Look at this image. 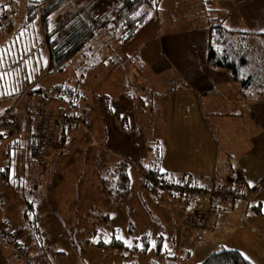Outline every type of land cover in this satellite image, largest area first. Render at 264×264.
<instances>
[{
  "label": "crops",
  "instance_id": "crops-1",
  "mask_svg": "<svg viewBox=\"0 0 264 264\" xmlns=\"http://www.w3.org/2000/svg\"><path fill=\"white\" fill-rule=\"evenodd\" d=\"M24 13L18 14V17L24 16ZM204 16L206 23L197 25L191 32L158 34L156 41L159 42L161 56L149 60L156 69L150 74L156 73L165 82L163 87L173 88L175 92L172 98L166 96V100L160 103L158 100L157 104L149 99L148 106L142 102L138 111L137 100L142 95L139 91L106 98L99 105H82L79 98L68 104L53 93L52 97L46 98L44 94H37L43 97V101L49 100L45 106L35 101L28 102L27 108L17 106L13 109L15 115H23L44 107L52 112L64 111L81 116L86 123L92 117L91 131L105 150L98 148L92 141L84 143L80 127L57 128L49 125L51 147L46 149L40 163L48 170L53 168L55 180L49 190L43 185V194L38 195L40 184L32 186L28 178L35 180V175L43 177L48 170L38 167L39 161L35 158L36 122L19 117L14 131L0 137V141L11 138L6 142L5 156L0 155V169L6 170L4 176L0 174V194L6 200L3 212L11 229L19 233L17 244L24 247L26 255L25 262L19 260L13 255L12 247L0 239V264H48V255H45L48 249L44 242L48 240V234L43 233V240L40 230L38 237L27 227L23 218L26 210L39 221L32 209L35 206L42 207L44 201L48 209H56V212L75 218L76 209L92 207L94 194L106 198L108 202L112 201L109 180L105 175H115L118 166L125 161L145 167L147 172L154 171L162 175L165 181L170 176L175 183L191 179L195 187L211 191L228 187L246 199L225 201L221 206L219 200L213 201L208 223L215 221L222 226L211 240L207 226L198 233L189 223L187 209L193 208L191 215L195 210L206 211L209 204L207 196L193 195L190 204L186 208L183 205L186 210L183 215L180 213V221L172 217V222L179 225V228L174 227L179 237L177 254L181 259L180 264L183 263L182 253L188 252V243L191 242L195 244L192 248H196V254L208 251L209 254H204L207 257L215 251L229 249L238 251L251 264H264V245L258 246V237L264 241V92L258 101H254L253 94L235 82L228 70L208 66L206 59L210 27L207 23L210 17L208 12ZM245 24L249 25V30ZM216 25L228 33L229 46L232 44L234 48H241L244 45L251 55L253 47L249 42L253 35L264 48V37L260 35L264 33V0L243 1L239 4L238 14L233 13L232 20L221 18ZM228 25L231 28L227 30L225 27ZM258 55L262 54L257 52ZM196 104L197 111L192 107ZM88 105L94 107V113ZM11 106H4L0 113ZM195 113L198 115L196 120L190 118ZM23 133L26 134L24 137ZM133 167L129 175L132 174L133 179H136V172L139 171L135 165ZM141 172V177L137 178L138 187L140 192H146L144 174ZM131 190L130 187L128 195H131ZM147 192L151 198H158L164 190ZM177 197L184 199L180 195ZM214 208L218 212H214ZM56 223V227L52 228L56 230V243L53 246L59 245L68 236L67 232L62 231V222L57 216ZM112 233V237L117 234L115 231ZM203 237L206 240L202 244ZM104 250L107 253L108 249ZM172 264H177V261Z\"/></svg>",
  "mask_w": 264,
  "mask_h": 264
},
{
  "label": "rangeland",
  "instance_id": "rangeland-1",
  "mask_svg": "<svg viewBox=\"0 0 264 264\" xmlns=\"http://www.w3.org/2000/svg\"><path fill=\"white\" fill-rule=\"evenodd\" d=\"M39 1L41 0H0V20L6 16L11 21L10 24L0 25V51L4 49L6 53L10 52L13 54V59H8L6 55L0 58V77L4 78L6 83H8L2 89L0 88V91L5 89L8 91V96L0 100V111L6 105L27 108L28 102L33 103L35 101H39L38 104H44L45 106L49 100L43 101L42 96H36L34 93L28 94L27 91L40 88L43 89L45 98L46 96L52 97V89L57 85L74 89L80 99L79 103H82V105L90 103L99 105L106 98H117L118 94L126 92L132 94L133 91H139L142 94V101L140 100L141 98L137 100L136 109L139 111L142 102L145 103L146 107L148 106L149 99L154 104H157L158 100L159 103L166 100V96L172 98L175 92L173 88H167L169 86L163 87L165 82L160 80L156 73L150 74L151 71L156 72V69L152 67L154 64L152 63L151 65L149 60L158 59V56H161L160 48L158 47L159 42L156 41L158 34L171 35L174 31L191 32L197 25L206 23L204 15L207 12L210 17V22L207 24L211 31L213 27L217 26L216 24L220 22L221 18L228 17L232 20L233 13L238 14L239 4L245 0H156L154 1V6L149 4L145 6L148 18L152 19L151 22L143 27L130 41L122 43L117 40L118 34L121 32L119 28L109 31L110 33H101L99 31L95 38L85 47V50L72 57L61 71L51 73H47L46 49L41 37L39 19H31L25 24V27L23 25L19 27L21 31L18 36L14 34V31L18 28L17 25L24 23L21 21L22 17H18V14L26 13L27 8L37 4ZM236 4H238L237 7ZM64 10L52 16V22L57 21ZM111 12L113 11L110 9L109 13ZM52 22L49 23L52 24ZM246 26L249 30V25ZM225 28L228 30L231 27L228 25ZM113 36L114 38H112ZM263 39L261 38V40ZM8 41L10 43L7 44L6 42ZM20 43L24 45L22 46ZM249 43L253 47L252 55L255 60L252 66L246 70L254 79L253 85L248 90H255L262 86L264 91V48H262V45L256 40L254 35ZM28 46L33 48L29 50ZM260 50L262 55L256 56V53L260 52ZM1 63L10 64V66L7 69H2ZM158 66L160 65L158 64ZM169 89H171L170 92H167ZM190 103L193 102L191 101ZM192 107L197 111V104ZM88 108L94 113L93 106L88 105ZM42 109L46 117V134L48 137L49 125H54L55 127L57 123L55 118L60 113H64V111L52 112L44 107ZM33 111H36V109H33ZM28 114L30 115V113ZM66 114L69 113L66 112ZM25 115L15 116H18L17 119H19V117L24 118ZM33 118L36 120V126L38 118L35 116ZM190 118L198 119L197 113L191 114ZM92 122L93 118L91 117L88 123L90 130ZM68 128L78 129L79 126L75 125ZM82 133L84 134L83 137L87 138V140L85 138L82 139L84 143L92 141L98 148L102 149L100 142L95 139L93 133L91 134L93 140L90 139L91 136L86 134L84 130H82ZM25 135L23 133V137ZM10 139L7 137L0 141V155L2 157L5 156L6 142ZM47 142L50 148L49 138ZM107 151L111 153L110 150L107 149ZM43 159L39 162L37 161L38 163L36 162L38 167H42L40 162ZM128 165V174L131 173L134 165L137 171L147 172L145 167H140L133 163H128ZM44 169L48 170V168ZM52 172L53 168L46 171L43 177L35 175V180L32 177L28 178L32 186L40 184L38 195L43 194V185H46V190H49L50 185L52 186L54 183L53 180L55 178ZM139 172H136V179H133L132 174L129 175L132 188L131 195L118 193L116 191V175L106 174V179L109 180V194H111L112 201L108 202L106 198L94 194L92 195L94 198L92 207L76 209L75 218L56 212V209H48L44 206V201H42V207H33L32 210L37 214L39 220L43 240V233L46 232L48 234V240H44L48 249L45 253V255H48L47 263L150 264L151 261V264H169L177 261V264H180L181 259L179 254H177V240L179 237H177L175 231V227L179 228V225L176 222H172V217L175 221H180V213L183 215L184 210H186L183 208L184 199L177 197L179 195L173 196L168 191L161 192L158 195L160 200L154 196L151 198L147 189L146 192H140L141 189L138 187L137 180V178L141 177ZM170 177H167L166 184L175 185L176 183ZM47 186L49 187L47 188ZM222 190L235 191L228 189V187H224ZM262 196L264 197V190L262 191ZM188 203L190 204V201ZM221 205L222 201L219 202V206ZM30 206L31 204L28 205L27 209ZM192 210L193 208H189L186 211L189 215V223ZM213 211L216 212L217 210L214 208ZM211 212H209L208 216ZM55 213L58 214L56 216L62 222L60 223L62 231L64 233L67 232L68 236L59 245L53 246L56 243V230H52L57 225ZM191 226L194 227L193 225ZM206 226L210 231V239L213 240L214 233L222 225L215 221L208 223L207 220ZM206 226L204 228H194L199 233ZM112 230L117 233L114 237L111 235ZM32 231L34 232V230ZM204 238L201 239L202 244L206 240ZM258 238V246H263V239L261 237ZM111 239L120 240L125 244L126 247L119 249L123 254L117 250L118 248H109L107 253H105V248L97 246L100 240L110 241ZM38 243L42 249L39 240ZM193 246H195L193 242L188 243V247H190L188 252L183 251L182 264H189V262L190 264H201L203 259L206 258L204 254H209L208 251L196 254V248H192ZM57 252H60V254ZM25 257L24 260H19L25 262Z\"/></svg>",
  "mask_w": 264,
  "mask_h": 264
},
{
  "label": "trees",
  "instance_id": "trees-1",
  "mask_svg": "<svg viewBox=\"0 0 264 264\" xmlns=\"http://www.w3.org/2000/svg\"><path fill=\"white\" fill-rule=\"evenodd\" d=\"M154 1L156 0H41L37 2V4L31 5L27 8L25 15L21 18V21L24 23L22 22L23 24H19V26L17 25L18 28L14 31V34L18 36L21 31L19 28L21 25L25 27V24H27L31 19H39L41 37L46 49L47 73L57 72L61 71L64 65L72 57L85 50V47L95 38L99 31L101 33L109 32L113 31V29L119 28L121 29V32L118 34L117 40L122 43L130 41L143 27L151 22L152 19L148 18V12L145 10V6L146 4L154 6ZM63 9L65 10L60 15L61 17L57 21L52 22L53 19L51 20V17ZM110 9L113 11L111 12L112 14L109 13ZM108 14H110V16H108ZM12 21L14 20L12 19ZM49 22H52V24ZM10 23V19L6 16L4 19L0 20V25ZM260 35H263L264 37V33H260ZM112 38H114V36ZM228 40V33L221 26L217 25L213 27L211 31L208 32V51L206 62L211 68L228 70L232 75V79L239 83L242 88L248 90L253 85L254 81L252 75L246 71L252 66L255 60L252 55L253 50H251L250 55V50L244 45L241 46V48H234L232 44L231 46L227 44ZM6 43L8 44L10 42L8 41ZM223 43L224 46H222ZM23 45L24 44H22V46ZM28 48L30 50L33 47L28 46ZM5 55L8 59H13L12 53H6V50L2 49L0 51V58H3ZM246 55L248 59H246ZM9 66L10 64L1 63L2 69H7ZM5 84L7 85L8 83H6L4 78L0 77V85H2L0 88L2 89L5 87ZM52 92L56 98L63 100V102L68 104L74 103L78 98L74 89L67 86L57 85L52 89ZM263 92L262 86L255 90H248L249 94H253L254 101H258L262 97ZM27 93H34L37 95L44 94V91L40 88L37 90L29 89ZM7 96L8 91L6 89L0 91V100ZM14 108L16 107L11 106L3 113H6ZM40 108L42 109L43 107L35 109ZM30 112H27L26 115ZM27 119L36 121L34 118ZM128 166V162H122L118 166L115 174L117 181L116 191L123 195H127L131 187ZM0 174L4 176L6 174V170H3V168L0 169ZM143 174V185L148 191L151 193H156L159 190L169 192V189L166 188L168 187L166 181L162 179V175L154 171L143 172ZM158 184H161V186H158ZM234 193L240 194L236 191H234ZM242 199H244V196ZM236 200L239 199H231L229 201ZM25 214L26 215L23 217L24 222L27 227L34 230L38 236V231L40 230L38 224L39 221H37L36 218H32L27 210ZM5 218L8 228L14 232L17 239L19 233L11 229V225L8 222L7 217ZM0 239L4 240L3 237H0ZM97 246L105 249H123L126 247L122 241L116 239H111L110 241L100 240L97 243ZM169 264H172V262ZM201 264L251 263L238 251L222 249L208 255Z\"/></svg>",
  "mask_w": 264,
  "mask_h": 264
},
{
  "label": "built area",
  "instance_id": "built-area-1",
  "mask_svg": "<svg viewBox=\"0 0 264 264\" xmlns=\"http://www.w3.org/2000/svg\"><path fill=\"white\" fill-rule=\"evenodd\" d=\"M43 109H36V111L30 112V115L27 114L24 116V118H33L35 116L38 118V123L35 127V158L37 161H40L43 159L44 152L46 148L48 147V137L46 134L47 130V123H46V117L45 114L42 111ZM47 113V112H46ZM18 116H15L13 113V109L9 110L6 113L0 114V136L5 137L7 134L14 131L16 126V120ZM56 120V127H74L75 125L82 128V130L85 131L86 134L90 135L93 140V136L91 135L92 132L88 126V123H86V120L81 116H73L66 113H60L59 116L55 118ZM84 138L87 140V138L84 136ZM158 186H161V184H158ZM170 192L173 194L182 195L184 198V205L185 208L189 205V201L191 200L192 194L207 196L209 200L208 209L206 211H200L195 210L190 215V223L196 228H204L207 223V217L211 210V206L214 200H219L222 202L229 201L231 199H242L243 196L234 193L232 191H224L222 189L220 190H206L202 189L198 186H194L191 179H185L181 183L174 184H167ZM192 195V196H191ZM6 200L4 196L0 194V237H3L5 240V244L8 247H12L14 251V256L18 259L24 260L25 257V249L24 247H21L17 244V239L15 237L14 232L8 228L6 218L3 214V206L5 205Z\"/></svg>",
  "mask_w": 264,
  "mask_h": 264
}]
</instances>
